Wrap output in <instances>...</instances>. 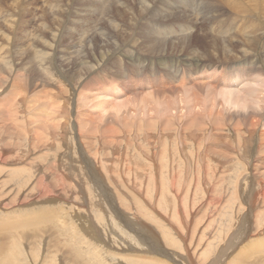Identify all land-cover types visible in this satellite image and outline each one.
Returning a JSON list of instances; mask_svg holds the SVG:
<instances>
[{
  "label": "rangeland",
  "instance_id": "1",
  "mask_svg": "<svg viewBox=\"0 0 264 264\" xmlns=\"http://www.w3.org/2000/svg\"><path fill=\"white\" fill-rule=\"evenodd\" d=\"M224 1L0 0V264H264V80L226 92L264 76V0Z\"/></svg>",
  "mask_w": 264,
  "mask_h": 264
},
{
  "label": "bare ground",
  "instance_id": "2",
  "mask_svg": "<svg viewBox=\"0 0 264 264\" xmlns=\"http://www.w3.org/2000/svg\"><path fill=\"white\" fill-rule=\"evenodd\" d=\"M17 1V0H16ZM47 1V0H46ZM49 1V0H48ZM52 1H54V0H52ZM56 1V0H55ZM114 1V0H113ZM136 1V0H135ZM142 1V0H141ZM258 1V0H257ZM120 2V1H119ZM144 2H145V0H144ZM149 2V1H148ZM183 2V1H182ZM223 2H225L224 0H223ZM245 2V1H244ZM130 3V2H129ZM132 3V2H131ZM150 3V2H149ZM184 3V2H183ZM200 3V2H199ZM204 3V2H203ZM205 3H206V1H205ZM208 3V2H207ZM228 3V2H227ZM247 4H248V2H246ZM52 4V3H51ZM54 4H55V2L53 3V5H51V6H54ZM155 4V3H154ZM198 4V3H197ZM209 4V3H208ZM260 4V3H259ZM48 5V4H47ZM50 5V4H49ZM136 5V4H135ZM187 5V4H186ZM189 5V4H188ZM214 5V4H213ZM103 6H105V5H103ZM123 6H125L126 7V5H123ZM138 6V5H137ZM248 6H250V5H248ZM45 7V6H44ZM48 7V6H47ZM46 8V7H45ZM109 8V7H108ZM128 8V7H127ZM142 8V7H141ZM242 8V7H241ZM249 8V7H248ZM49 9V8H48ZM52 9V8H51ZM129 9H131L130 7H129ZM250 9V8H249ZM43 10V9H42ZM47 10V9H46ZM54 10V9H53ZM123 10V9H122ZM5 11V10H4ZM124 11V10H123ZM138 11V10H137ZM196 11V10H195ZM198 11H199V9H198ZM198 11H197V13H198ZM1 12V11H0ZM3 12V11H2ZM45 12V11H44ZM43 12V13H44ZM51 12V10H49V13ZM111 12V11H110ZM135 12V11H134ZM139 12V11H138ZM154 12V11H153ZM42 13V12H41ZM48 13V14H49ZM113 13V12H112ZM132 13V12H131ZM137 13V12H136ZM146 13V12H145ZM203 13V12H202ZM256 13V12H255ZM8 14H10L9 12H8ZM93 14V13H92ZM107 14H109V13H107ZM134 14V13H133ZM132 14V15H133ZM204 14V13H203ZM1 15V14H0ZM6 15V14H5ZM258 15V14H257ZM7 16V15H6ZM9 16V15H8ZM42 16H43V14H42ZM41 16V17H42ZM48 16V15H47ZM134 16H136V15H134ZM261 16V15H260ZM11 17V16H10ZM9 17V18H10ZM45 17V16H44ZM169 17V16H168ZM4 18V17H3ZM109 18V17H108ZM110 18H114L115 19V17H110ZM109 18V19H110ZM132 18V17H131ZM136 18V17H135ZM38 19V18H37ZM116 19H118V18H116ZM123 19V18H122ZM142 19V18H141ZM145 19H147L146 17H145ZM180 19V18H179ZM136 20V19H135ZM138 20H139V18H138ZM143 21H144V19H142ZM141 20V21H142ZM178 20V19H177ZM2 21V20H1ZM40 21H42V20H40ZM39 21V22H40ZM134 21V20H133ZM182 21H184V20H182ZM6 22V21H5ZM112 22V21H111ZM116 23V22H115ZM150 23V22H149ZM183 23H186V22H183ZM121 24V23H120ZM189 24V23H188ZM4 25V24H3ZM19 25V24H18ZM177 25V24H176ZM105 26V25H104ZM2 27V26H1ZM141 27V26H140ZM178 27V26H177ZM184 28H185V26H184ZM212 28V27H211ZM215 28V27H214ZM107 29V28H106ZM186 29V28H185ZM129 30V29H128ZM158 30V29H157ZM189 30V29H188ZM252 30V29H251ZM118 31V30H117ZM148 31V30H147ZM149 31H151V33H153V34H162V33H164V29L162 28V29H160V30H158V32L156 31V32H154V31H152V30H149ZM214 31V30H213ZM105 32H108L107 30L105 31ZM186 32V31H185ZM216 32V31H215ZM113 33H114V31H113ZM112 33V34H113ZM116 33V32H115ZM169 33V32H168ZM184 33V32H183ZM104 34V33H103ZM117 34V33H116ZM216 34V33H215ZM104 35H106V34H104ZM122 35V34H121ZM120 35V36H121ZM156 35V36H157ZM185 35V34H184ZM107 36V35H106ZM159 36V35H158ZM158 36H157V38H158ZM255 36V35H254ZM100 37V36H99ZM122 37V36H121ZM160 37V36H159ZM256 37V36H255ZM262 37V36H261ZM103 38V37H102ZM116 38H117V36H116ZM118 38H120V37H118ZM163 38H165V37H163ZM179 38V37H178ZM24 39V38H23ZM34 39V38H33ZM32 39V40H33ZM129 39V38H128ZM154 39H156V37L154 38ZM171 39V38H170ZM190 39V38H189ZM211 39V38H210ZM209 39V40H210ZM257 39V38H256ZM83 40V39H82ZM114 40H116V39H114ZM126 40V39H125ZM172 40V39H171ZM252 40V39H251ZM251 40H249V41H251ZM255 40V39H254ZM89 41V40H88ZM99 41V40H98ZM175 41V40H174ZM212 41V40H211ZM246 41V40H245ZM92 42H93V40H92ZM95 42V41H94ZM101 42V41H100ZM112 42H113V40H112ZM117 42V41H116ZM116 42H115V45H116ZM163 42V41H162ZM168 42V41H167ZM252 42V41H251ZM166 43V42H165ZM169 43V42H168ZM172 43V42H171ZM177 43V42H176ZM176 43H174V45H176ZM187 43V42H186ZM223 43V42H222ZM235 43L237 44V46H235V47H237L238 48V45L240 44V46L242 47V49H243V45H244V43H243V41H242V39L240 40V39H237V38H235ZM118 44V43H117ZM136 44V43H135ZM184 44V43H183ZM182 44V45H183ZM216 44V43H215ZM254 44H256V43H254ZM29 45V44H28ZM79 45V44H78ZM94 45V44H93ZM162 45V44H161ZM181 45V44H180ZM179 45V46H180ZM191 45V44H190ZM259 45V44H258ZM85 46V45H84ZM88 46V45H87ZM94 46H96V45H94ZM107 46V45H106ZM147 46V45H146ZM170 46V45H169ZM216 46V45H215ZM219 46V45H218ZM223 46V45H222ZM221 46V47H222ZM90 47V46H89ZM97 47V46H96ZM95 47V48H96ZM150 47V46H149ZM214 47V46H213ZM230 47V46H229ZM27 48V47H26ZM94 48V47H93ZM148 48V47H147ZM163 48V47H162ZM165 48V47H164ZM183 48V47H182ZM198 48V47H197ZM210 48H211V46H210ZM215 48V47H214ZM85 49V48H84ZM89 49V48H88ZM145 49V48H144ZM189 49V48H188ZM191 49V48H190ZM189 49V50H190ZM227 48H225V50H226ZM94 50V49H93ZM102 50V49H101ZM158 51H159V48L157 49ZM192 50V49H191ZM206 50V49H205ZM216 50V49H215ZM219 50H221V48L219 49ZM230 50V49H229ZM40 51V50H39ZM38 51V52H39ZM97 51V50H96ZM103 51V50H102ZM213 51V50H212ZM212 51H211V53H212ZM218 51V50H217ZM224 51V50H223ZM234 51V50H233ZM233 51H231V52H233ZM236 51V50H235ZM234 51V52H235ZM244 51H246V50H244ZM243 51V52H244ZM91 52V51H90ZM108 52V51H107ZM151 52V51H150ZM184 52V51H183ZM221 52V51H220ZM220 52H218V53H220ZM227 52L229 53L230 51H228L227 50ZM233 52V53H234ZM237 52V51H236ZM248 52V51H247ZM83 53V52H82ZM88 53V52H87ZM94 53V52H93ZM105 53V52H104ZM180 53H181V51H180ZM199 53V52H198ZM228 53H224V54H226V55H229ZM232 53V54H233ZM39 54V53H38ZM148 54V53H147ZM204 54H205V52H204ZM213 54L214 53H212V56H213ZM223 54V53H222ZM231 54V55H232ZM236 54V53H235ZM234 54V55H235ZM249 54V53H248ZM85 55V54H84ZM97 55V54H96ZM103 55V54H102ZM209 55H211V54H209ZM221 55V54H220ZM239 55L240 54H237V57H239ZM258 55V54H257ZM38 56V55H37ZM91 56H93V55H91ZM101 56V55H100ZM203 56V55H202ZM216 55H214L213 56V58L215 57ZM40 57H42V56H40ZM84 57V56H83ZM82 57V58H83ZM216 57H218V56H216ZM19 58V57H18ZM58 58V57H57ZM85 58V57H84ZM87 58V57H86ZM226 58V57H225ZM254 58V57H253ZM91 59V58H90ZM97 59H98V57H97ZM96 59V60H97ZM202 59V58H201ZM200 59V60H201ZM218 60H219V57L217 58ZM222 59H223V57H222ZM41 60V59H40ZM79 60V59H78ZM229 60H232V59H229ZM258 60H259V63H260V66H261V69L264 71V60H262V59H260V58H258ZM37 61V60H36ZM35 61V62H36ZM75 61V60H74ZM90 61V60H89ZM79 62V61H78ZM226 62V61H225ZM2 63V62H1ZM32 63V62H31ZM80 63V62H79ZM79 63H77V64H79ZM88 63V62H87ZM87 63H85V66H87ZM93 63V62H92ZM4 64V63H3ZM80 64H82V63H80ZM90 65H91V63H90ZM82 67H84L83 65H81ZM80 66V67H81ZM93 66V65H92ZM71 67H72V64H71ZM176 67V66H175ZM73 68V67H72ZM74 69H77V68H74ZM80 69V68H79ZM43 72V71H42ZM42 72H40V73H42ZM79 72V71H78ZM260 72V71H259ZM258 72V73H259ZM74 73H75V71H74ZM80 73V72H79ZM257 73V74H258ZM260 74V73H259ZM262 74H264V73H262ZM189 75V74H188ZM191 76H193V75H191ZM240 76V74L238 75V76H236V77H234V79H233V82L235 83V85L238 87V89L237 90H234V91H232V90H230V91H226V92H229V93H231V95H234V97H233V99H234V105L233 106H236L239 110L242 108V106H244L245 104H248V106H250V103L251 104H253V106L254 107H257V105H259V103L257 104V102L259 101H261L262 99L260 98V97H258L257 95L260 93V90L256 87V86H258V87H260V86H262V83H261V85H256V84H253V85H247L246 86V84H248L247 83V81H252V82H255V81H257L258 79V82H262L263 80H264V76L262 75V76H260V78H257L256 79V77L254 76V75H247L245 78H244V81H242V80H240V79H238L237 80V77H239ZM70 77V76H69ZM64 78V77H63ZM181 78H183V77H181ZM226 77H224L223 78V80H224V82H226L225 83V85H230L229 83H231V80H227V79H225ZM175 81H178V77H176V80ZM175 81H173V82H175ZM238 82H242V84L240 85V86H238ZM211 83V82H210ZM166 86V85H165ZM164 86V87H165ZM212 86V85H211ZM17 87V86H16ZM168 87H170V86H168ZM195 87V86H194ZM203 87V86H202ZM215 87V86H214ZM223 87V86H222ZM197 88V87H196ZM205 88V87H204ZM208 88V87H207ZM169 89V88H168ZM198 90V89H197ZM155 91H157V90H155ZM193 91H194V93L196 92L195 90H194V88H193ZM222 91V90H221ZM191 92H192V90H191ZM213 93H214V91H212ZM224 93L225 95H221V96H223L224 98H226L227 96L226 95H228L227 93ZM152 93V92H151ZM166 93V92H165ZM207 93V92H206ZM220 93V92H219ZM223 93V92H222ZM249 94V96H251L252 98L251 99H248V96H246V94ZM188 94V93H187ZM197 94H198V92H197ZM210 94V93H209ZM181 95V94H180ZM210 95H212V93L210 94ZM150 96H152V95H150ZM191 96H193V92H192V95ZM226 96V97H225ZM181 97H183V96H181ZM180 97V98H181ZM229 97V96H228ZM180 98H179V100H180ZM201 98V97H200ZM242 98H246V99H243L242 100ZM173 99H175V98H173ZM178 99V98H177ZM184 99V98H183ZM199 99V98H198ZM230 99V98H229ZM232 99V98H231ZM168 100V99H167ZM166 100V101H167ZM255 100H258L257 102H255L257 105H255L254 104V101ZM197 101V100H196ZM168 102H169V100H168ZM178 102V101H177ZM193 102V101H192ZM200 102V101H199ZM211 102V101H210ZM170 103V102H169ZM225 103H227L228 104V102H225ZM110 105V104H109ZM124 105V104H123ZM170 105V104H169ZM195 105H197V104H195ZM108 106V105H107ZM106 107V106H105ZM120 107V106H119ZM165 107V106H164ZM170 107V106H169ZM45 108V107H44ZM47 108V107H46ZM45 108V109H46ZM109 108V107H108ZM115 108H117V106H115ZM166 108V107H165ZM262 108V107H261ZM50 109V108H49ZM113 109V108H112ZM171 109H172V107H171ZM200 109V108H199ZM257 110V109H256ZM166 111V110H165ZM171 111V110H170ZM257 111H260V110H257ZM10 112V111H9ZM110 112V111H109ZM147 113V112H146ZM150 113V112H149ZM259 113V112H258ZM148 114V113H147ZM31 115V114H30ZM161 117V116H160ZM262 117V114L261 115H256V113H254V114H252V115H250V116H247V119H245V121H247V124H246V128L245 129H247V131L248 130H251L254 126H256V125H258V124H260L261 123V121H260V118ZM158 118V117H157ZM157 118H156V120H157ZM162 118V117H161ZM148 119H150V118H148ZM165 119V118H164ZM28 120V119H27ZM167 120H169V119H167ZM231 120H232V118H231ZM138 121V120H137ZM153 121V120H152ZM159 121V120H158ZM164 121V120H163ZM174 121H176V120H174ZM194 120H192V122H193ZM148 122H149V120H148ZM150 122H151V120H150ZM154 122V121H153ZM162 122V121H161ZM166 122V121H165ZM165 122H164V124H165ZM170 122V121H169ZM190 122V121H189ZM15 123V122H14ZM152 123V122H151ZM156 124V123H155ZM14 125V124H13ZM149 125V124H148ZM151 125V124H150ZM157 125H158V123H157ZM166 125H168L167 123H166ZM19 126V125H18ZM148 127V126H147ZM186 127H188V126H186ZM110 130H113L114 128L113 127H111V126H109L108 127ZM149 128V127H148ZM147 128V129H148ZM108 129V130H109ZM189 129V128H188ZM244 129V130H245ZM254 129V128H253ZM115 131H117V128L116 129H114ZM185 130H187V129H185ZM255 131V130H254ZM246 132V131H245ZM250 132V131H249ZM117 136V135H116ZM216 137H218L217 135H216ZM262 143V142H261ZM258 147V152H259V150L261 151V153H262V150H264V147L263 146H257ZM256 147V148H257ZM263 147V148H262ZM193 151V150H192ZM257 152V151H256ZM251 153V152H250ZM185 155V154H184ZM248 155H249V153H248ZM235 159V158H234ZM131 161V160H130ZM159 163V162H158ZM157 163V164H158ZM234 164V163H233ZM256 164V163H255ZM262 167V166H261ZM255 168V167H254ZM253 168V169H254ZM259 168V167H258ZM156 169V168H155ZM158 169H160V168H158ZM257 169V168H256ZM264 169V168H263ZM262 169V170H263ZM149 173V172H148ZM158 175V174H157ZM158 176H160V174L158 175ZM161 178H162V176H161ZM139 183H141V182H139ZM152 183V182H151ZM160 183H161V181H160ZM138 184V183H137ZM162 184V183H161ZM147 186V185H146ZM162 186V185H161ZM163 186H164V184H163ZM222 186V185H221ZM130 187V186H129ZM133 188H136L135 186L133 187ZM164 189V188H163ZM162 189V190H163ZM141 190V189H140ZM137 191V190H136ZM165 192V191H164ZM222 192H223V190H222ZM259 193L261 194H263V189H261L260 191H259ZM258 194V193H257ZM106 195V194H105ZM155 195V194H154ZM165 195H167V194H165ZM164 195V196H165ZM170 195V194H169ZM226 195V194H225ZM168 196V195H167ZM169 197V196H168ZM257 197H260L259 195L257 196ZM160 198V197H159ZM171 199H172V197H171ZM197 199V198H196ZM257 199V198H256ZM159 200V199H158ZM161 200V199H160ZM169 200H170V198H169ZM213 202H214V200H212ZM225 202V201H224ZM164 203V202H163ZM166 203V202H165ZM168 203V202H167ZM173 203V202H172ZM154 204V203H153ZM170 205H171V203H170ZM173 205V204H172ZM152 206V205H151ZM164 206V205H163ZM169 206V205H168ZM156 207V206H155ZM171 207V206H170ZM173 208V207H172ZM176 209V208H175ZM166 211V210H165ZM156 212V211H155ZM50 213V211H49V209H46L45 210V213L42 215V216H37L36 218H33V219H30L29 221H27V223H32V222H34V221H36L37 219H41V218H43V220L42 221H44L45 220V217H46V215H48ZM166 215V214H165ZM175 215V214H174ZM159 217V216H158ZM167 217V216H166ZM36 219V220H35ZM162 219V218H161ZM34 220V221H33ZM159 221V220H158ZM165 221H166V219H165ZM164 222V221H163ZM167 223H168V221H166ZM166 223V224H167ZM195 224V223H194ZM175 225V224H174ZM183 225V224H182ZM157 226H158V224H157ZM169 226V225H168ZM162 227V226H161ZM167 227V226H166ZM176 227V226H175ZM182 227V226H181ZM112 229H113V227H112ZM144 229V228H143ZM161 229V228H160ZM163 229V228H162ZM41 230V229H40ZM40 230H38V231H35V232H33V234H38L39 233V231ZM149 230V229H148ZM174 230V229H173ZM152 231V230H151ZM175 231V230H174ZM8 232V231H7ZM248 232V231H247ZM117 233H118V231H117ZM165 233V232H164ZM8 235V234H7ZM37 236V235H36ZM8 239L4 242V244H3V247H2V251H3V253L1 254L2 256H5V258H7V259H11L12 257H10L11 256V254L13 253V252H11V250L9 249V239L10 238H12L11 236H9L8 235ZM251 241V240H250ZM155 243V242H154ZM56 245V244H55ZM57 246V245H56ZM250 246V245H249ZM251 247V246H250ZM237 248V247H236ZM247 250V249H246ZM250 250V249H249ZM149 251V250H148ZM253 251V250H252ZM248 252V251H247ZM65 254H64V257H65V259L67 260V262H69V263H63V264H76L78 261H76V259L74 258V259H72L71 258V255H72V257H74L73 256V254L71 253V251L70 250H68V251H65L64 252ZM71 253V254H70ZM239 253H240V251H239ZM165 254V253H164ZM167 255V254H166ZM254 255V254H253ZM189 256V255H188ZM240 256H242V255H240ZM251 256V255H250ZM191 257V256H190ZM243 257L244 256H242V261H243ZM245 258H246V256H245ZM248 258V257H247ZM241 259V258H240ZM16 260V259H15ZM15 260H14V262H15ZM192 260V259H191ZM235 260V259H234ZM233 261V260H232ZM255 261V260H254ZM238 262H240V261H237L236 262V264L238 263ZM16 263V262H15ZM233 264V263H232Z\"/></svg>",
  "mask_w": 264,
  "mask_h": 264
}]
</instances>
